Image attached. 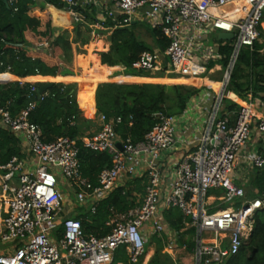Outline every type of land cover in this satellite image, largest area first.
Here are the masks:
<instances>
[{"label":"built area","instance_id":"1","mask_svg":"<svg viewBox=\"0 0 264 264\" xmlns=\"http://www.w3.org/2000/svg\"><path fill=\"white\" fill-rule=\"evenodd\" d=\"M61 2V7L51 3L45 7L67 15L74 23L83 22L85 14L92 13L94 30L111 31L135 23L157 29L167 45L163 50L145 52L134 63L142 71L181 78L221 72L219 87L195 86L210 100V107L203 126L194 128L195 136L188 139L177 134L178 117L187 107L179 115L157 113L156 122L137 142L120 137L114 122L97 111L94 117L99 125L93 135L45 142L41 128L29 120L35 101H29L15 115L0 107V126L21 135L33 157L31 166L17 155L0 163V264H113L120 247L125 248L128 264L141 263L146 255L145 234L167 230L163 211L169 207L181 211V231L194 227L195 232L191 249L186 244L177 245L174 235L167 241L166 250H188L191 264H224L244 243L254 211L264 207V198H248L242 184L246 170L264 165V153L246 148L254 115L247 104L222 113L241 51L252 49L261 40L264 0ZM108 21L109 27L105 26ZM220 32H229L232 37L220 39ZM47 46V42L38 43V47ZM159 52L167 57L166 65ZM4 82L7 80L0 78V83ZM35 90L32 85L31 91ZM247 96L253 97L252 90ZM257 129L264 142V120L257 122ZM77 139L84 147L111 156L110 165L98 173L96 184L81 176ZM178 142H183L187 151L168 161ZM136 177L145 179L142 192L132 193L134 205L124 211L111 206L105 223L110 230L99 236L86 233L80 219L67 216L65 195L57 187L64 180L75 201L87 204L88 211L94 213L99 201ZM209 189H223L224 194L208 195ZM209 198L230 205L212 210L215 207Z\"/></svg>","mask_w":264,"mask_h":264},{"label":"trees","instance_id":"2","mask_svg":"<svg viewBox=\"0 0 264 264\" xmlns=\"http://www.w3.org/2000/svg\"><path fill=\"white\" fill-rule=\"evenodd\" d=\"M46 3L62 6L61 0H0V73L9 72L18 78L28 75L51 77L79 73L113 76V69L123 65L120 79L147 82H100L93 95L91 87L84 86L76 92V83L56 82L44 91L41 99L36 90L44 83L31 84L19 80L0 83V107L8 109L12 115L25 108L29 101L36 102L29 112V120L41 128L45 142L60 137H80L83 125H90L92 121L82 118L79 107L87 105L88 110L93 112V102L96 104L97 113L104 114L114 122L115 131L120 137H131L137 142L144 138L145 133L156 122L157 113L179 115L192 97L200 93L201 89L192 85L151 83L150 81L159 80L130 76L151 75L150 72L142 71L134 65L141 60L145 52H152V46L136 34V23L116 27L111 31L99 30L106 35L109 43L107 50L101 51L97 56L93 52L94 42L90 44L86 55H78L83 53L82 47L89 44L92 35L96 33L91 26L95 20L94 15L86 13L83 22L73 24L76 35L73 41L69 39L67 29L54 27L53 14L47 11ZM105 26H111V22L108 21ZM260 30L262 42L256 41L252 49L244 48L239 55L227 87L230 90L226 91L227 97L236 94L246 100L249 90H252L253 96L257 95V92H264V30L261 27ZM151 36L155 47L160 50L166 47L167 39L157 29L152 28ZM39 41L48 43L42 51L33 49ZM225 62L226 59L223 60V63ZM12 78L13 76H9L7 80ZM61 79L73 81L77 76H64ZM203 79L204 77L191 76L167 78V81L215 87V84L208 85ZM32 85L36 88L35 91H31ZM238 108V103L224 98L222 113L236 111ZM19 141L16 134L0 126V163L7 162L13 155L23 157L18 146ZM76 144L79 146L81 176L96 184L98 173L103 167L110 165L111 156L107 152L84 147L81 139H77ZM260 152L264 153V145ZM143 179L145 178L136 177L115 189L108 197L99 201L94 213L88 211L76 216L75 218L80 219L83 230L98 236L107 233L110 227L105 223L109 218V208L113 206L117 211H124L132 207L135 203L132 193L142 192ZM246 188L249 190L246 192L248 198H264V165L251 169L245 190ZM123 190L125 194L122 193ZM227 207L226 203H222L212 210ZM163 218L175 231L179 232L183 227V216L176 207L165 209ZM194 232V227L179 232L177 244H186L188 249H191L194 245L191 239ZM247 232V242H244L240 250L230 256L224 264H264V207L254 211ZM153 240L157 241V246L149 264L158 263V252L163 248L160 238L153 236ZM122 253L125 257L119 260L118 255ZM117 262L128 264L124 247H120L115 253L113 264Z\"/></svg>","mask_w":264,"mask_h":264},{"label":"crops","instance_id":"3","mask_svg":"<svg viewBox=\"0 0 264 264\" xmlns=\"http://www.w3.org/2000/svg\"><path fill=\"white\" fill-rule=\"evenodd\" d=\"M60 24H61L60 19H58L56 21V25H60ZM262 40L263 39L261 38V40L259 42H262ZM40 42L44 43L43 41L37 42L33 46V49L40 50V51H42V49L44 50L45 47H43V48L42 47H38V43H40ZM260 51H261V53L263 52V50H260ZM194 70H195V68H194ZM150 72L155 73V72H159V71H150ZM163 74H164L163 76L162 75H157V74L156 75H131L130 74V76H140V77H146V78H164V77L165 78H171V79L172 78H177V77H174V76L166 75L165 73H163ZM220 74H221V72H216V73L212 74L211 76H209V75L203 76L204 77L203 80H204V82L208 83V85L216 84L217 83V79L220 77ZM9 76H13V78L10 79V80H7V78ZM48 76H50V75H48ZM63 76H72V77L73 76H78V77H77L76 80H73V81L72 80L64 81L62 79H58V78H62ZM114 76H112V75H103V74H99V73H97V74L94 73V74H91V75H81V73H79V74L56 75V76L49 77V79H46L48 77H44V75H28V76H26L24 78H18L15 75H13V74H11L9 72H4L3 74H0V78H2L4 80H7V81L19 80V81H22V82H29L31 84L37 83V82H41V83H44V84L47 83V82H53V83L61 82V83H64V84H70V83H77L78 82V83H81V84L85 85L88 82H92V85L95 87L100 82H118V83H142V82H147V81H136V80L128 81V80L120 79V77L119 78H114ZM89 78H95V80L91 81V79H89ZM99 78H110V79L102 80V79H99ZM150 82H159V81H150ZM172 83L173 82H171V84ZM161 84H164V82H161ZM166 84H168V83H166ZM173 84H187V83L175 82ZM199 86H202V85H199ZM95 90H96V88H95ZM228 91H230V90H228ZM93 93H94V89L92 90V95H93ZM94 96H95V94H94ZM229 98L231 100H234V102H236V103L238 102V104H247L250 107V110H251V112L254 115V118H253L254 120H253V125H252V132H251V135H250L252 141H250V142L247 141L248 143L246 144V148H247V150L260 151L261 147H263V145H264V142L262 140V136H261L259 130L257 129V122H259L260 120H264V92H257V95H254L250 99L247 96L246 100H243L242 98H240L236 94H235V96L231 95ZM209 101L210 100L207 101V98L202 93H200L199 95L195 96L194 98H192L190 100V102L188 103V106H187L184 114L181 115L182 117H178V124H177L178 131H177V134H178V137H180V139H188V138H191L192 136H195L194 134H196V133H195L194 128H196V127H200L201 128L203 126V122H204V120L206 119V117L208 115V111H209V107H210V104H209L210 102ZM95 110H96V108H95ZM98 125H99V122H98ZM17 136L20 139L19 144H18V146L20 148V151L23 153V157L26 159L27 165L31 166L33 164V157H31L29 155L30 153L28 151V148H27V145H26V142H25L24 138L21 135H19V134ZM182 144H183V142H178L177 143V145L174 148L173 152L170 153L169 157L167 158L168 161L173 162L174 160H176L179 157V155L181 153H183L184 151L185 152L187 151V147L183 146ZM166 156H168V155L166 154ZM250 175H251V170H248V171L246 170V172L244 173V178L242 180V182H243L242 184L244 186L250 180ZM141 178H144V177H141ZM135 193H139V192L135 191ZM137 196H138V194H137ZM66 197H67V195H65V198ZM209 200H210V198L208 199V201ZM73 201H75V199L71 200L70 202H68V201L64 202V209L66 211L67 216L76 217V216H79L81 214H85V213L88 212L87 204L79 206V205L75 204L76 201H75V203H73ZM209 202H212V201H209ZM76 207H77V209H76ZM212 207H215V206L212 205ZM165 224L167 226V230L165 232H162V233H152L151 231L150 232L149 231L146 232L145 238H147L146 235H148V234H151L152 236H151V238H149V240L146 239V243H147V246H146L147 249H146V255H145L146 258L144 257L146 260H144V258H143V260H142V262L140 264H147L146 261L149 258L151 259L154 256L155 252H156L157 241L153 240V236H156V237L161 239V242L163 244V248L162 249L164 251H167L166 250L167 241L170 240L174 235H175L176 244H177V239L179 238V234L178 233L182 232L181 229H180L179 232L176 231V234H174L175 230L171 229L167 225L166 222H165ZM177 245H179V244H177ZM167 252H168V254H169V256H170V258H171V260H172V262L174 264H191V258H190L188 250H187V252H181L179 249H177V250H174L173 252H169V251H167Z\"/></svg>","mask_w":264,"mask_h":264},{"label":"rangeland","instance_id":"4","mask_svg":"<svg viewBox=\"0 0 264 264\" xmlns=\"http://www.w3.org/2000/svg\"><path fill=\"white\" fill-rule=\"evenodd\" d=\"M73 24H74V22L69 20V18H68V24L67 25H64V24L55 25L54 24V27L55 28H59V29H67L69 39L75 41V38H76L75 36L76 35H75V32H74ZM261 28L264 29V22L262 23ZM151 30H152V28L149 25L145 24V23H136L135 24V32L138 35V37L141 40H143L144 42H146L149 45H151L152 46V52H154V49L157 48V47H155L154 40H153V38L151 36ZM215 39H216V37L213 36V40L214 41H216ZM94 42H95V46L93 47V49H94L93 52L97 56H99V53L101 51L107 50V45L109 43L107 42L106 35L102 34L101 32H99V30H96L95 35H92L90 43L82 47L83 53H79L78 55H86L88 53L89 48H90L89 47L90 44H92ZM210 42H212V40H210ZM159 55H160V57L162 59V61H161L162 64L166 65V63L168 62L167 57L163 56L160 52H159ZM122 71H123V65H119L118 67L114 68L113 71H112L113 76L115 75L114 78H118ZM150 74L151 75H156L157 74V75H162V76L164 75L163 72H155V73L150 72ZM46 79H49V77L46 78ZM156 79L159 80L160 82H151V83H161V82H164V84L168 83L167 78H165V77L164 78H156ZM173 83H175V82H173ZM172 84L168 83L167 85H172ZM76 85H77L76 92L85 86V85H83L81 83H78V82L76 83ZM187 85L196 86L194 84H189V83H187ZM96 86L93 87V89H95ZM75 95H76V93H75ZM78 107H79V105H78ZM95 108H96V104H94V102H93V112H90L88 110L89 108L87 107V105H83V106L79 107V109L82 111V118L92 121V123L90 125H87V124L83 125V127L81 129L82 130L81 131V136L82 137L83 136H91V135H93V133L95 132V129L98 126V122H97V120L94 117V113L96 112ZM250 141H252L251 137L249 138L248 142H250ZM57 187L64 193V195H67V197L65 198L66 202L67 201L70 202L71 200H74V195L72 194L71 190L66 186V184L64 183V180L62 182H58L57 183ZM246 190H247L246 192L249 191L248 188H246ZM220 194H224V190L223 189H209L208 190V195L217 196V195H220ZM209 201H212V205L215 206V207L220 206L222 203H226L228 206L230 205L229 202H224V201H221L220 199L219 200H212V198H210ZM233 202L235 204L239 203L237 200H234ZM73 203H75V201H73ZM75 204L79 205L77 202ZM76 209H77V207H76ZM151 236H152L151 234L146 235V237H147L146 239L149 240V238H151ZM248 239H249L248 232H246L245 238H244V242H247ZM146 249H147V247L145 248V250ZM158 254H159V257H158V263L157 264H174L172 262V260H171V258H170V256H169L167 251H164L163 249H161L158 252ZM118 257H119L118 258L119 260H123L124 257H125V254H123V253L119 254ZM145 258H144V260H146ZM149 259L146 261L147 264H149Z\"/></svg>","mask_w":264,"mask_h":264},{"label":"bare ground","instance_id":"5","mask_svg":"<svg viewBox=\"0 0 264 264\" xmlns=\"http://www.w3.org/2000/svg\"><path fill=\"white\" fill-rule=\"evenodd\" d=\"M50 13H52L53 14V23L56 25V21L58 20V19H60V22H61V24H64V25H67L68 24V17H67V15H65V14H62V13H60V12H58V11H55V10H51V11H49ZM194 69V68H193ZM124 75H127V74H124ZM64 77V76H63ZM62 77V78H63ZM78 77V76H77ZM58 79H61V78H58ZM89 79H91V81H94L95 80V78H89ZM99 79H102V80H108V78H99ZM85 86H87V87H91V88H93L94 86L92 85V82H88L87 84H85ZM219 87V82H217L216 84H215V89L216 88H218ZM245 105V104H244Z\"/></svg>","mask_w":264,"mask_h":264},{"label":"water","instance_id":"6","mask_svg":"<svg viewBox=\"0 0 264 264\" xmlns=\"http://www.w3.org/2000/svg\"><path fill=\"white\" fill-rule=\"evenodd\" d=\"M68 5L65 4V7H67ZM72 8H76L75 5H72L71 6ZM218 37L220 39H230L232 37V34L229 33V32H220ZM53 82H47L45 83L44 85L40 86L38 89H37V95L40 96L45 90H47L51 85H52Z\"/></svg>","mask_w":264,"mask_h":264}]
</instances>
